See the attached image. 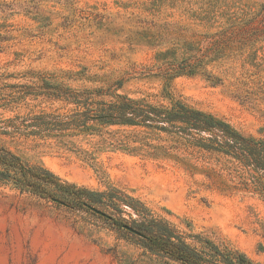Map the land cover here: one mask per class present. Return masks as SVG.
I'll list each match as a JSON object with an SVG mask.
<instances>
[{
	"label": "rangeland",
	"instance_id": "obj_1",
	"mask_svg": "<svg viewBox=\"0 0 264 264\" xmlns=\"http://www.w3.org/2000/svg\"><path fill=\"white\" fill-rule=\"evenodd\" d=\"M198 1L0 0V146L77 188L118 189L183 234H202L264 264V201L234 161L165 135L143 139L139 128L30 134L36 117L75 112L71 104L35 96L42 81L55 78L75 89L117 81L116 94L152 104L166 105V92L264 140L259 25L230 37H257L251 50H231L197 75H155L156 51L201 40L203 29L191 18ZM120 252L135 257L139 250L83 209L0 187V264H117Z\"/></svg>",
	"mask_w": 264,
	"mask_h": 264
},
{
	"label": "trees",
	"instance_id": "obj_2",
	"mask_svg": "<svg viewBox=\"0 0 264 264\" xmlns=\"http://www.w3.org/2000/svg\"><path fill=\"white\" fill-rule=\"evenodd\" d=\"M198 4L191 18L203 29L201 40H183L179 45L156 51L155 75L166 80L197 75L231 50L239 53L251 50L257 37L233 41L230 37L254 25L260 26L264 37V0H200ZM83 72L75 76L81 77ZM120 87L117 81L106 89H75L55 78L42 81L36 97L71 104L75 112L69 116L36 117L35 130L30 134L57 136V133L75 132L74 135L90 136L97 132L96 126L103 129L117 126L139 128L145 134L143 139L165 135L176 143L234 161L247 174L245 184L264 201V140L245 136L225 121L173 100L166 92L164 97L169 102L160 105L116 94ZM117 148L129 150L120 143ZM2 186L55 204L79 207L100 219L120 240L139 250L135 257L117 253V264H259L202 234H183L139 200L118 189L93 192L77 188L62 182L43 166H28L0 146ZM91 207L104 215L92 212Z\"/></svg>",
	"mask_w": 264,
	"mask_h": 264
},
{
	"label": "water",
	"instance_id": "obj_3",
	"mask_svg": "<svg viewBox=\"0 0 264 264\" xmlns=\"http://www.w3.org/2000/svg\"><path fill=\"white\" fill-rule=\"evenodd\" d=\"M90 210L92 211V212H94V213H96V214H98V215H104V214H102L100 211H98V210H96V209H94V208H90Z\"/></svg>",
	"mask_w": 264,
	"mask_h": 264
}]
</instances>
